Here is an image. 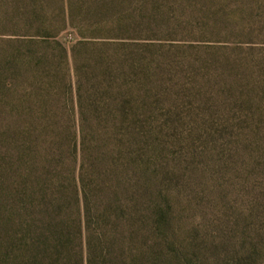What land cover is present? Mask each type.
Returning <instances> with one entry per match:
<instances>
[{
  "label": "rangeland",
  "instance_id": "1",
  "mask_svg": "<svg viewBox=\"0 0 264 264\" xmlns=\"http://www.w3.org/2000/svg\"><path fill=\"white\" fill-rule=\"evenodd\" d=\"M20 1L0 0V264H38L42 251L20 239L45 219L80 227L84 258L87 234L106 229L113 249L102 251L119 264L142 237L159 242L143 264H264V0H113L53 38L16 25ZM16 55L30 70L15 71ZM7 125L38 148L8 144ZM44 192L62 207L41 212Z\"/></svg>",
  "mask_w": 264,
  "mask_h": 264
},
{
  "label": "trees",
  "instance_id": "2",
  "mask_svg": "<svg viewBox=\"0 0 264 264\" xmlns=\"http://www.w3.org/2000/svg\"><path fill=\"white\" fill-rule=\"evenodd\" d=\"M22 1V2H21ZM20 3L23 5L24 9L22 10V13L20 10H18L20 13L19 17L17 20H19L16 25H23L26 27L27 32L29 31H34L35 34L38 36H43L45 38H53L57 36L59 32L62 30L72 27L75 28L77 26L74 25V20L76 19L78 22L84 24V22L89 19H92L96 13L99 14L98 18L101 16L104 17L105 13H108L110 5H112L113 0H92L93 2H97L98 5L96 6L95 9H82V6L84 5L80 3V0L74 1V0H21ZM74 5V6H73ZM54 6V7H53ZM76 6V7H75ZM75 7V8H74ZM119 7V3H118ZM85 8V7H84ZM87 8V7H86ZM95 10V11H94ZM94 11V12H93ZM84 14V15H83ZM90 14V16H88ZM96 25L93 28V30H96L99 32H106L107 35H112L113 30L109 29L111 28L110 26L107 28V25H102V23L97 22L95 23ZM118 26H116L117 33L119 31V28L122 27V25L119 24L117 21ZM93 26V25H90ZM114 26V25H111ZM107 28V30H106ZM82 32H80L81 34ZM85 36V34H81ZM113 35H118V34H113ZM114 36V37H115ZM85 41H78V46L83 45ZM54 47L56 49H59L62 57L64 55H67V50L64 48L59 42L55 41L53 43ZM76 45L72 47V52L74 55H76L75 49ZM82 49L87 50L86 48L82 47ZM77 51V50H76ZM80 51H78L79 54ZM86 54L85 51H83V54ZM15 71H18L19 69H26L30 70L28 68V64L30 62L29 58L22 57L16 55L15 57L13 56L12 60ZM38 95H39V100H41V106L39 108V112L44 113L49 111V103H50V91L52 90L51 86L47 87H42L38 89ZM14 98V97H13ZM10 101V105L12 106L13 110L16 111L17 113L21 112L23 113L22 110H20L21 106L18 105L15 100ZM20 106V107H19ZM33 108L31 107V110ZM108 116L113 117L112 115L108 114ZM115 117H120V122H124V114L122 111H118L117 115H114ZM137 117V114H134V118H132L131 121V127L135 129L134 134H133V139H137L138 135L142 132V121ZM121 125V124H120ZM119 125V127H121ZM13 131L11 130V126L7 125V130L4 133L5 135L8 133L7 136V143L8 144H13L15 142V139H21L23 144L22 146H18V150L22 148L23 151L26 150H31L33 148H38L39 142H35L33 139L30 140V136L27 137L26 141H23L22 137L25 135L27 132L25 129H22L20 127L14 126ZM11 133V135H9ZM59 135V134H58ZM60 140H63L62 136L59 137ZM4 139V137H3ZM15 145V144H14ZM17 147V146H15ZM21 147V148H20ZM140 168V171L144 169V167L138 166ZM146 177V174H145ZM144 186L140 185L138 187V190L134 191L133 193L141 196V194L144 191H140L139 189H143ZM45 196L43 198V206L40 208L41 212H46V209H52V210H58V207L61 208L64 202L62 204L58 203V199L51 197L49 198L46 196V193L44 192ZM47 198V200H46ZM21 202L27 203L26 201L19 200ZM46 201V204H45ZM117 208V207H116ZM87 211V207H86ZM162 211V209H161ZM89 212V211H87ZM107 214L108 212L102 211L100 212V217H98V221L102 222V226L105 227L106 222H107ZM47 216V214H45ZM98 215V216H99ZM49 216V215H48ZM162 217H164L162 214L156 217L158 225L155 223H152L154 225L155 230L159 233L162 231V225L165 224V222H161ZM58 223H53L52 220L51 222L45 219L43 221V224L40 226L34 225L31 221L28 222V227L27 224L22 230L21 234V244L23 247L30 249L34 248L39 251H42V259L48 258L47 264H119V262H122L119 257L117 258L116 256H112L113 258H109L108 254L109 253H104L102 251L103 246L109 245L111 247H107L109 250L112 248L113 249V243L110 240L111 232L110 235L108 236V230L106 229H101L100 232L97 235L92 234H87L86 237V256L84 258V254L79 255V252L75 251L78 247L77 243L75 242L78 237H80L77 233L78 230L80 231V227H72V224H69L67 226L68 233L66 230H64L61 226V223L57 221ZM60 223V224H59ZM146 225L148 223L145 222ZM161 225V226H160ZM100 226V225H99ZM44 227L49 228L50 235L45 236L44 233H46V230H44ZM139 227V226H138ZM136 229L135 233L140 235L139 229ZM7 228V227H6ZM101 228V226H100ZM71 229V230H70ZM75 229V230H74ZM142 231V229H140ZM144 232V231H143ZM145 233V232H144ZM154 233V232H152ZM41 236H44L43 238ZM147 239L145 237H142V241L138 243V246L135 247V250H137L136 254L133 256L131 259L132 264H143L144 263V253L147 259V254H149L151 249L155 248V245H159V242L157 241V244L154 242V245L147 244ZM82 240V239H81ZM83 241V240H82ZM14 242V241H13ZM15 244V243H13ZM6 245V244H5ZM7 245H11L8 243ZM82 245V244H81ZM10 247V246H9ZM7 247V248H9ZM124 247H120V249H123ZM41 249V250H40ZM126 249L130 250V255H133L132 253L134 251L131 250V247L128 246ZM144 250V251H142ZM75 251V253L73 252ZM144 252V253H143ZM78 255V258H76V255ZM110 254H116V252L113 250ZM122 255V253L120 254ZM42 259H39L38 264H43L44 262ZM41 261V262H40ZM152 262V261H150ZM46 263V262H45ZM17 264H21V262H17ZM28 264H34V262H29ZM152 264V263H151Z\"/></svg>",
  "mask_w": 264,
  "mask_h": 264
}]
</instances>
